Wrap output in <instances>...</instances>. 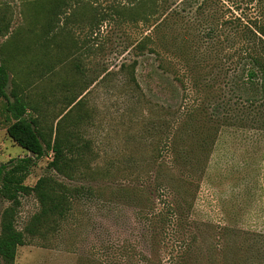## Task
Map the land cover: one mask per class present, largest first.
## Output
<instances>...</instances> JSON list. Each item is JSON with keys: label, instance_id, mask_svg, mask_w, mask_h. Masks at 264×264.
Returning <instances> with one entry per match:
<instances>
[{"label": "rangeland", "instance_id": "1", "mask_svg": "<svg viewBox=\"0 0 264 264\" xmlns=\"http://www.w3.org/2000/svg\"><path fill=\"white\" fill-rule=\"evenodd\" d=\"M132 1L74 0L75 7L58 19L55 29L45 32L49 0H0V64L11 61L9 91L15 80L32 99L31 115L52 139L67 98L82 94L84 105L72 114L74 119L79 114L80 123L70 128L91 147L90 166L78 180L55 175L48 166L53 153L48 152L36 159L25 184L33 187L40 178L54 175L74 186L103 190L106 202H77L58 233L19 247L15 264H125L122 258L144 264L148 240L134 206L120 192L135 186L157 195L156 176L169 158L167 138L177 127L174 112L185 105V89L176 75H183L186 66L160 50L169 61L168 73L158 69L154 78L147 77V57H137L135 46L153 31L155 21L132 23L114 15ZM247 1L221 0L215 10L221 20L242 12L252 15L254 7ZM182 26L171 22L167 29L171 42ZM135 60L140 61L138 85L126 68ZM11 123L0 102V167L31 156L9 138ZM195 203V221L264 233V131H221ZM9 205L1 201V210ZM39 209L33 195L23 197L18 229H24ZM155 243L158 255L153 262L161 264L174 243L164 236Z\"/></svg>", "mask_w": 264, "mask_h": 264}, {"label": "trees", "instance_id": "2", "mask_svg": "<svg viewBox=\"0 0 264 264\" xmlns=\"http://www.w3.org/2000/svg\"><path fill=\"white\" fill-rule=\"evenodd\" d=\"M72 1L49 0L45 32L55 29L58 19L75 7ZM174 2L133 0L129 6L114 11L115 16L132 23L149 25L155 21L153 31L135 46L137 57H147V77L154 78L158 69L168 73L165 63L169 61L160 50L183 60L186 66L183 75H176L185 89V105L174 112L177 127L173 137L167 138L165 150L169 158L156 176L153 191L157 195L135 186L119 192L134 206L138 225L148 240L147 251L142 254L144 264H154L159 236L174 243L168 259L161 264H202L200 260L205 264H264V233L192 219L200 183L221 131H264V0L247 1L254 7L252 15L242 12L224 20L215 10L221 0H181L176 7ZM175 21L183 26L171 42L167 29ZM155 57L160 61L158 67L156 59L152 62ZM139 64L135 60L126 66L136 85ZM10 67L11 61L6 59L0 65V102L12 119L7 134L31 156L0 167V264H15L18 248L30 239L58 233L77 202L106 203L102 200L103 190L97 193L93 188L57 178L76 181L90 166V143L83 142L70 128L80 123L79 114L75 119L72 114L84 105L82 94L67 98L55 137L48 138L38 118L31 115L32 99L15 80L9 91ZM48 152L53 153L48 166L57 176L42 177L33 187L26 185L36 159ZM174 171L179 174L174 176ZM32 195L40 209L20 230L17 218L22 198ZM1 201L10 205L1 210ZM120 261L129 264V259Z\"/></svg>", "mask_w": 264, "mask_h": 264}, {"label": "crops", "instance_id": "3", "mask_svg": "<svg viewBox=\"0 0 264 264\" xmlns=\"http://www.w3.org/2000/svg\"><path fill=\"white\" fill-rule=\"evenodd\" d=\"M2 63H3V62H2ZM2 63H1V64H2ZM1 64H0V65H1ZM10 71H11V70H10ZM10 71H9V75H10ZM10 82H11V79H10Z\"/></svg>", "mask_w": 264, "mask_h": 264}]
</instances>
